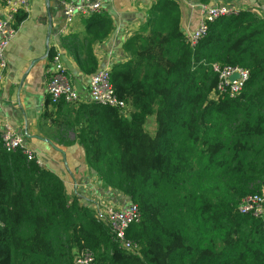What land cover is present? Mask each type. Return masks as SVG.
<instances>
[{
    "label": "trees",
    "instance_id": "1",
    "mask_svg": "<svg viewBox=\"0 0 264 264\" xmlns=\"http://www.w3.org/2000/svg\"><path fill=\"white\" fill-rule=\"evenodd\" d=\"M86 23L99 27L63 47H74L80 71L92 76L93 47L114 27L103 13ZM123 50L127 60L110 68V81L126 113L48 96L44 118L53 117L51 107H67L63 126L102 190L138 207L126 241L139 251H126L37 158L7 153L0 133V264H76L83 253L92 264H264V218L238 212L264 188V18L238 10L209 23L192 46L177 0H157ZM214 65L248 71L236 97H215Z\"/></svg>",
    "mask_w": 264,
    "mask_h": 264
},
{
    "label": "crops",
    "instance_id": "2",
    "mask_svg": "<svg viewBox=\"0 0 264 264\" xmlns=\"http://www.w3.org/2000/svg\"><path fill=\"white\" fill-rule=\"evenodd\" d=\"M66 1L73 0H31L29 10L17 16H25V19L17 25V33L4 54L8 72L0 88V126L4 123L13 125L25 137L26 145L34 151L39 163L59 176L68 194L77 196L83 205L91 206V190L96 188L100 196L116 206L126 207L131 204L127 197L102 190L101 182L86 163L85 150L74 142L75 133L64 128L63 123L69 120L67 107H51L53 117L44 118L48 98V57L52 50L61 51L73 66L74 72L68 70L80 102L90 100V76L80 71L75 54H71L74 47L65 49L63 44L73 40L78 44L88 36L89 30L99 26L88 25V18L78 17L68 27L64 16ZM155 1L110 0L105 4L103 14L112 20L114 30L103 43L93 47L99 70L126 62L124 44L143 24ZM177 2L181 10V28L187 36L193 34L200 24L199 8L202 4L232 6L264 18V0ZM154 126L156 131L155 121ZM155 131L150 134L154 135Z\"/></svg>",
    "mask_w": 264,
    "mask_h": 264
},
{
    "label": "built area",
    "instance_id": "3",
    "mask_svg": "<svg viewBox=\"0 0 264 264\" xmlns=\"http://www.w3.org/2000/svg\"><path fill=\"white\" fill-rule=\"evenodd\" d=\"M31 0H6L0 3V88L8 72V63L4 56L5 51L17 33V16L27 12ZM110 0H73L64 2V16L67 26H71L78 17L91 18L103 13L105 4ZM201 19L196 31L188 36L192 46L206 35L207 25L222 17L234 15L238 9L232 6L206 5L199 8ZM52 60L49 63V81L47 93L54 104L66 103L74 105L80 102V96L76 92L70 72L65 65L63 53L53 50ZM214 70L219 74V84L215 97H236L247 82L248 71L238 67H220L214 65ZM238 74L239 78L231 82L230 77ZM89 99L93 103L115 107L126 113V105L121 101L110 81V68H104L90 76ZM3 147L7 153L22 151L28 160L35 159V153L25 142V137L10 123L0 126ZM39 162V161H38ZM91 209L96 218L108 225L115 240L126 251L136 252L139 247L126 241V232L129 227L141 219V214L136 205L126 207L116 206L111 200L99 195L98 189L91 190ZM238 212L243 215H251L255 218H264V188L253 195L243 198L238 205ZM91 253H83L76 259V264H92Z\"/></svg>",
    "mask_w": 264,
    "mask_h": 264
},
{
    "label": "water",
    "instance_id": "4",
    "mask_svg": "<svg viewBox=\"0 0 264 264\" xmlns=\"http://www.w3.org/2000/svg\"><path fill=\"white\" fill-rule=\"evenodd\" d=\"M64 62L67 66V68L71 71V72H74V69H73V66L71 65V63L67 60L66 57H64ZM239 78V75L238 74H234L230 77V81L231 82H234L236 81L237 79Z\"/></svg>",
    "mask_w": 264,
    "mask_h": 264
},
{
    "label": "rangeland",
    "instance_id": "5",
    "mask_svg": "<svg viewBox=\"0 0 264 264\" xmlns=\"http://www.w3.org/2000/svg\"><path fill=\"white\" fill-rule=\"evenodd\" d=\"M147 129L149 132H154L155 131V126H154V118H150L147 123Z\"/></svg>",
    "mask_w": 264,
    "mask_h": 264
}]
</instances>
